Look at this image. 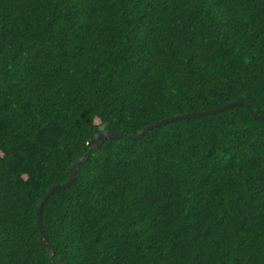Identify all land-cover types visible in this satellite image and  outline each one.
<instances>
[{
	"label": "trees",
	"instance_id": "obj_1",
	"mask_svg": "<svg viewBox=\"0 0 264 264\" xmlns=\"http://www.w3.org/2000/svg\"><path fill=\"white\" fill-rule=\"evenodd\" d=\"M86 154L62 264H264V0H0V264H54Z\"/></svg>",
	"mask_w": 264,
	"mask_h": 264
},
{
	"label": "water",
	"instance_id": "obj_2",
	"mask_svg": "<svg viewBox=\"0 0 264 264\" xmlns=\"http://www.w3.org/2000/svg\"><path fill=\"white\" fill-rule=\"evenodd\" d=\"M234 105H243V106H246L242 102H233V103H230V104H228L227 106H225V107H223L221 109H218V110H215V111H210V112H203V113H199V114L202 115V114H212V113L220 112V111H222L224 109L233 107ZM193 115L194 114H186V115L174 116V117H171V118L166 119L162 123L171 122V121L178 120V119H182V118H190ZM254 115L256 117H258V118L260 117L256 113H254ZM150 128L151 127H147L140 134H138V135H132V136H128V137L131 138V139L139 138L145 132H147ZM119 137L120 136H118V135H116L114 133H110V132L101 133L95 139H92V140H90L88 142V147L90 149L98 148V147H100L103 144L104 140H106V139H112V138H119ZM87 157H88V154H86L85 157L80 158V160L71 167L69 180L65 184L53 186L48 191V193L45 195V197L41 201V203H40V205L38 207V210H37V222H38V227H39V231H40V240H41L42 245L45 246L47 248L48 252L51 254V260L53 261L54 264H62V263H61L60 260H57V259H55L53 257V246L47 241L46 236H45V233H44L43 228H42L41 210H42L43 205L45 204V202L47 201V199L49 198V196L52 194V192L55 189H57V188H66V187L70 186L73 183V181L75 179V176H76V167L79 165V163L81 161L86 160Z\"/></svg>",
	"mask_w": 264,
	"mask_h": 264
}]
</instances>
